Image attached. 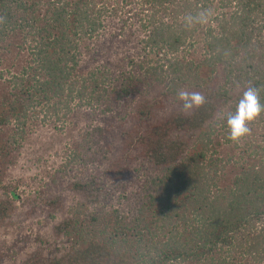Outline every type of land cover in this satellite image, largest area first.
<instances>
[{"label":"trees","instance_id":"16d2710c","mask_svg":"<svg viewBox=\"0 0 264 264\" xmlns=\"http://www.w3.org/2000/svg\"><path fill=\"white\" fill-rule=\"evenodd\" d=\"M141 1V10L149 11L147 23H142L149 29L142 41L144 56L137 63L129 58L141 75L121 74L120 88L124 92H144L140 88L142 76L160 79L167 70L171 75L167 82L163 81L160 93L176 96L168 113L157 122L153 120V110L165 106L162 100L145 98L135 108L134 125L122 131L124 147L114 164H108L106 175L123 180L128 171L122 170L121 161L127 155L124 161L129 163L132 151L153 167L172 171L147 177L150 186L138 201L140 209L132 227L120 226L122 219L117 215L113 232L98 238L93 231L101 221L99 214L91 212L88 225L80 226L74 215L63 212L55 225V235L77 234L81 241L44 256L33 251L14 264H237L238 260L240 264H264V158L230 175V181L221 182L222 186L217 185V178L221 180L219 171H210V158L205 163L206 170L199 169L200 161L207 156L202 143L214 126L222 124L228 133L219 113L234 111L249 85L260 88L264 102V0ZM218 1L219 5H215ZM212 7L223 10L214 14ZM102 11L106 10L97 7L94 0H0L1 39L8 32L17 37L18 31L21 50L30 56L25 66L8 69L6 78L0 73V90H4L0 96V127L12 123L21 133L30 110L44 112L47 107L57 116L61 110L70 112L76 98L77 105L82 100L89 104L93 99L108 101V94L116 98L119 85L117 89L102 85L98 75L103 71L99 69L90 82L85 76L75 78L81 52L77 42L85 35L92 38L104 27ZM204 11L210 13L205 22L186 23L187 15ZM117 36L125 35L118 31L112 39ZM180 90L200 92L206 103L185 112L177 98ZM225 140H229L228 136ZM3 144L0 138V152L4 151ZM159 185L161 188L156 189ZM103 189L104 182L97 175L69 184V190L88 207L102 202ZM61 199V195H51L46 201L53 209L49 215L56 214ZM152 207H159L166 218L164 229L168 236L161 247L141 260L143 249L128 244L125 231L132 229L136 244H141L143 228H149L141 215ZM14 209L12 199L0 197V218L10 217ZM190 215L193 217L188 219ZM81 231L85 235H80ZM118 235L121 237L117 239Z\"/></svg>","mask_w":264,"mask_h":264},{"label":"rangeland","instance_id":"374dc122","mask_svg":"<svg viewBox=\"0 0 264 264\" xmlns=\"http://www.w3.org/2000/svg\"><path fill=\"white\" fill-rule=\"evenodd\" d=\"M94 1L97 7L106 10L102 11L100 16L104 27H100L92 38L85 35L77 42L81 52L75 78L85 76L90 82L95 70L99 69L103 71L98 75L102 85L108 87L110 85L115 89L119 85L117 89L119 93L118 95L115 93L116 98L108 94V101L102 98L99 101L93 99L90 104L82 100L77 105L79 100L76 98L71 103L70 112L65 114L64 110H61L57 116L52 110L47 111V107L44 112L38 110L31 113L30 110L21 133H17L12 123L5 128L0 127V138L4 141V151L0 152V197L12 199L15 203L13 214L10 217L0 218V264H14L21 261L26 254L29 255L36 250L42 256L59 252L81 241L82 238L80 239L77 234L62 237L55 235V225L63 212L74 215L80 226L88 225L87 219L91 212L99 214L101 221L93 231L98 238L113 232L112 227L116 225L117 215L122 219L119 222V225L122 224L120 226L124 224L132 227L136 224L135 218L140 209L138 201L150 186L147 177L156 175L160 171H172L166 170L165 167L155 168L148 160L138 158L132 151L133 159L129 163L124 161L127 155L121 161L122 170L128 171L123 180L117 181L113 174L112 177L106 175L109 171L108 164H114L115 158L124 147L125 139L122 131L129 130L134 125L135 108L142 105L141 102H145V98L150 101L155 97L162 100L165 106L153 110V120L157 122L168 113L176 95L168 92L160 93L163 81L167 82L171 75L167 70L162 72L160 79L142 76L140 88L144 92H124L120 88L121 74L123 77L141 75L139 69L131 66L129 58L137 63L144 56L142 41L149 29H145L142 23H147L149 11L141 10L144 3L141 0ZM214 4L219 5V1ZM39 8L43 9L40 6ZM212 8L214 14L223 10ZM43 11L41 10V13ZM118 31L123 32L126 38L117 36L119 40L116 38L113 40L112 37ZM16 33L17 37L12 36L11 32L4 34L3 40L0 35V73L5 75L4 78L7 77L8 69L13 70L20 64L25 66L30 58L27 51L21 50L22 37L18 31ZM29 43L27 42V46ZM169 57L173 58L175 55L169 54ZM155 83L159 84L155 86ZM85 84L89 85L87 82ZM2 92L4 90H0V96ZM163 97L167 100H163ZM249 127L251 131L248 135L238 142H233L230 139L225 140L228 136L226 128L222 124H216L202 143L206 148L207 156L200 161L199 169L206 170L205 163L210 158V171H219L218 175L221 176V180L217 178L218 186H222L221 182L226 184L230 181V175L264 158V116L263 119L258 117L251 122ZM223 174L224 178H222ZM94 175L104 182L105 193L102 202L94 207H88L80 203L69 190V184L71 181ZM157 188L160 189L161 185ZM151 189L154 190V186ZM51 195L62 197V202L58 204V211L54 216L48 214V211L53 209L46 203ZM149 209L141 215L142 221L144 218L143 224L145 222L149 227L143 228L141 244H136L132 229L122 230L128 233L126 239L129 241L128 244L131 242L133 248L140 246L143 249L145 255L141 256V260L146 259L148 253L153 254L156 247H161L168 236L164 229L167 221L160 214V208ZM191 217L193 215L188 219ZM80 235L85 234L81 231ZM118 236L117 239L121 237ZM223 250L226 251V248ZM228 254L232 253L228 252ZM244 257L246 259V256ZM247 259L249 260L248 257ZM261 263L259 261V264ZM180 264L192 263L183 261ZM237 264H240L239 260Z\"/></svg>","mask_w":264,"mask_h":264},{"label":"clouds","instance_id":"9594fccd","mask_svg":"<svg viewBox=\"0 0 264 264\" xmlns=\"http://www.w3.org/2000/svg\"><path fill=\"white\" fill-rule=\"evenodd\" d=\"M207 11L196 15L189 14L185 17L187 24L203 23L207 20ZM260 88L256 85H249L243 92L235 106V110L219 113V119L226 122L228 138L233 142H238L251 131L249 125L261 114H264V102L261 100ZM178 100L182 103L183 110L190 112L194 108H200L206 103V97L200 92H188L180 90L177 93Z\"/></svg>","mask_w":264,"mask_h":264}]
</instances>
